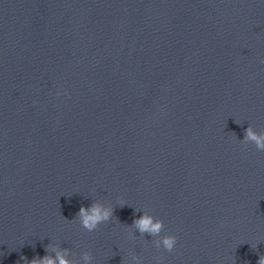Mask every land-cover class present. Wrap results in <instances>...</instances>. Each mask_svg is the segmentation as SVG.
Here are the masks:
<instances>
[{
	"label": "clouds",
	"instance_id": "9594fccd",
	"mask_svg": "<svg viewBox=\"0 0 264 264\" xmlns=\"http://www.w3.org/2000/svg\"><path fill=\"white\" fill-rule=\"evenodd\" d=\"M260 63L264 64V59H261ZM240 142L245 145L252 143L255 145L257 151L264 152V131L258 133L251 125H249L245 130L243 140H240ZM119 203L120 207L127 205L126 201L123 199H121ZM113 216L114 208L97 200L93 201L88 207L81 206L76 213L75 218L70 221H75L78 218L83 229L88 232H93L100 224L110 221ZM117 220L119 221L118 218ZM163 229V220L144 211L142 216L135 218L131 225H127V235L130 238H133L136 231H139L141 237L148 234L154 238L152 243L157 249L163 247L164 250L171 252L175 248L177 238L175 235L171 234L161 236L160 234ZM46 252L53 253L54 255L46 254L43 258L35 257L31 259V261H28L26 257H21V259L26 261L27 264H74V261L69 258L71 255L70 249L61 248L58 244L50 243L46 247ZM92 260L93 256L90 252L85 251L82 253L81 261L83 264H92ZM131 261L132 264H142L140 256L135 253L131 254ZM257 264H264V255H260Z\"/></svg>",
	"mask_w": 264,
	"mask_h": 264
}]
</instances>
